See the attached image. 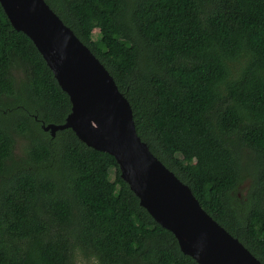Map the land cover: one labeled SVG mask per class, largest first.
<instances>
[{
  "label": "trees",
  "instance_id": "1",
  "mask_svg": "<svg viewBox=\"0 0 264 264\" xmlns=\"http://www.w3.org/2000/svg\"><path fill=\"white\" fill-rule=\"evenodd\" d=\"M45 1L113 77L150 151L264 264V0ZM70 111L0 5V264H198L111 154L43 129Z\"/></svg>",
  "mask_w": 264,
  "mask_h": 264
},
{
  "label": "water",
  "instance_id": "2",
  "mask_svg": "<svg viewBox=\"0 0 264 264\" xmlns=\"http://www.w3.org/2000/svg\"><path fill=\"white\" fill-rule=\"evenodd\" d=\"M11 26L37 48L71 111L51 136L70 128L87 146L111 154L139 205L176 238L198 264H262L200 205L137 134L132 109L108 70L45 0H0Z\"/></svg>",
  "mask_w": 264,
  "mask_h": 264
},
{
  "label": "rangeland",
  "instance_id": "3",
  "mask_svg": "<svg viewBox=\"0 0 264 264\" xmlns=\"http://www.w3.org/2000/svg\"><path fill=\"white\" fill-rule=\"evenodd\" d=\"M97 30H98V29H94V30H93V36H95V34L97 33ZM20 143L22 144L23 141L21 140ZM19 150H21V148H19ZM243 192H244V186H242V187L240 188V190H239V195H240L241 193H243ZM83 261H84V262H85V261H88L89 264H96V263L94 262L93 259H90V260H85V259H83Z\"/></svg>",
  "mask_w": 264,
  "mask_h": 264
}]
</instances>
